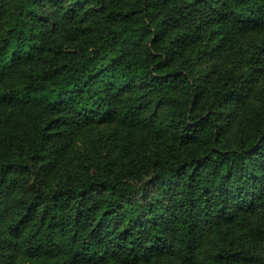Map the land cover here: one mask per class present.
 Masks as SVG:
<instances>
[{
	"label": "trees",
	"instance_id": "16d2710c",
	"mask_svg": "<svg viewBox=\"0 0 264 264\" xmlns=\"http://www.w3.org/2000/svg\"><path fill=\"white\" fill-rule=\"evenodd\" d=\"M0 264H264V0H0Z\"/></svg>",
	"mask_w": 264,
	"mask_h": 264
}]
</instances>
